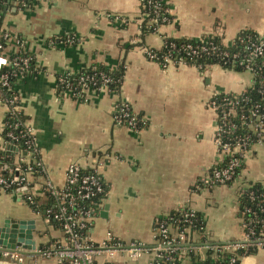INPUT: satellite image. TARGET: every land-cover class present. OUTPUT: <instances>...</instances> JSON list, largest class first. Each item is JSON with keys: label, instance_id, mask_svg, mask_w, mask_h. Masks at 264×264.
I'll return each mask as SVG.
<instances>
[{"label": "crops", "instance_id": "0c3cea01", "mask_svg": "<svg viewBox=\"0 0 264 264\" xmlns=\"http://www.w3.org/2000/svg\"><path fill=\"white\" fill-rule=\"evenodd\" d=\"M165 4L170 18L148 32L143 27L149 20L139 0H31L27 8L15 3L4 8L0 35L7 31L20 36L37 68L14 83L19 108L45 166L43 173L30 176L31 192L42 202L45 181L61 187L70 163L100 164L108 193L89 230L94 241L110 231L121 241L150 243L154 222L181 205L202 217L208 241L241 239L237 190L248 183L264 184L263 140L253 145L235 183L193 188L203 169L218 159L210 98L243 91L251 84V73L217 64L204 69L186 63L163 67L145 56V48L161 49L166 37L215 36L232 45L244 29L264 35V0H167ZM70 37L73 42L67 40ZM10 48L13 44L0 52V64ZM98 64L111 70L123 65L118 92L101 87L85 90L82 98L70 92L57 94V75ZM118 100L144 118L142 127L115 125L111 107ZM6 115L0 92V138ZM24 191L23 187L0 193V213L26 205L46 226L28 215L0 216V225L5 219L33 220V247L61 237L57 227L45 223L43 215L25 202ZM26 230L27 225L24 237ZM29 249L21 250L17 260L0 258V264H59L54 257ZM144 261H131L121 254L98 259L99 264ZM240 264H264V247L242 256Z\"/></svg>", "mask_w": 264, "mask_h": 264}, {"label": "built area", "instance_id": "2783aa9c", "mask_svg": "<svg viewBox=\"0 0 264 264\" xmlns=\"http://www.w3.org/2000/svg\"><path fill=\"white\" fill-rule=\"evenodd\" d=\"M167 0L152 2L148 0V9L143 14L148 18L147 25L158 21L161 3ZM18 8H27L26 0H13ZM141 0H139V4ZM168 12V8L164 7ZM152 15V16H151ZM168 21L167 17L162 18ZM6 45L0 43V52L13 44L10 51H15L24 45L20 36H12L7 31L1 32ZM73 42L72 37L67 39ZM197 40V39H196ZM220 40V39H219ZM202 43L203 39H200ZM220 45L208 42L206 44L181 46L186 55L200 56L201 53H215L219 61L215 64L224 68L245 70L251 73L252 79L249 87L239 92H223L213 95L209 100L210 107L215 111L214 145L218 159L206 166L193 185L195 190H207L216 185H232L241 174L246 158L251 154L252 147L264 140V35L252 37L248 35L238 52H232L221 47H230L219 41ZM242 42V40H241ZM175 45H172L174 47ZM25 47V46H24ZM26 49V48H25ZM16 52V51H15ZM180 51H177L179 53ZM12 55V54H11ZM145 56L165 67L168 64L185 63L179 55L170 52L164 54L161 60L149 48H145ZM3 59L0 68L8 65L11 70L0 73V92L4 104L7 106V115H16L20 112L18 97L14 90L11 77H25L31 62L35 57L18 55ZM213 65V64H212ZM202 69L203 64L195 65ZM210 66V65H208ZM207 66H203L205 68ZM70 72L57 75L56 86L61 85L59 95L70 92L77 98H82L85 90L92 89L89 85L95 84L93 75L79 76L76 84L67 79ZM101 87H107L110 78L101 74ZM91 83V84H90ZM255 90L258 99L253 100L248 92ZM117 92V91H114ZM112 119L115 125L128 126L138 130L145 122L144 118L135 113L128 103L115 101L111 107ZM6 115V116H7ZM14 121L13 126L18 125ZM6 122L4 121V125ZM26 133L22 134L24 149L19 148L17 141L20 136L11 131L6 132L8 141L1 136V143H6L7 151L14 153L12 167L0 162V169L8 172L7 176L0 174V193L19 191L25 188L23 199L32 203L31 175H38L45 171V166L39 157L35 137L26 123ZM100 164L82 167L79 163H70L65 171V180L61 187H56L50 181L42 186L43 196L47 192L53 199V204L44 210V222L56 223L61 237L53 238L45 244L30 248L35 254L42 257H54L59 264H99L102 256L111 259L121 254L131 261L145 259L143 264H191V254L205 257L206 250L211 249L213 259H218L224 251L234 254L228 259L229 264H240L241 256L236 254L237 249H259L264 247V191L254 187V183L239 186L237 190L238 215L243 230L242 238L227 241L224 245L211 244L204 236V222L198 213L187 205L176 208L177 216L169 213L154 222V239L150 243L140 240L121 241L110 231L104 239L94 241L89 236L91 221L98 214L104 203L108 191L105 181L99 173ZM239 197L246 202H240ZM184 223V225H180ZM198 236V237H197ZM199 241L202 242L199 244ZM24 242L16 241L13 248L0 249V258L17 260L20 257ZM1 247V246H0ZM2 248V247H1Z\"/></svg>", "mask_w": 264, "mask_h": 264}, {"label": "trees", "instance_id": "16d2710c", "mask_svg": "<svg viewBox=\"0 0 264 264\" xmlns=\"http://www.w3.org/2000/svg\"><path fill=\"white\" fill-rule=\"evenodd\" d=\"M147 1L148 0H141L140 8H141L143 13L145 11H147V9H148ZM154 1L158 2V0H152V2H154ZM26 2L29 5L31 0H26ZM12 3H14L13 0H0V29H1V25H2L3 14L5 12L4 8L9 7V5ZM164 7H166V4L161 3V8L159 9V17H158V21L156 23H153L151 25H146V27H143L144 29H146L147 32L153 31L157 25L164 23L165 21L162 20L163 17L170 18L169 13L164 11ZM248 35H251L252 37H256L258 34L252 30L244 29L241 32H239V34L236 36L233 44L230 47H226V48L221 47V48L227 49V50L232 51V52H238L241 50V47L244 44V41ZM203 40H204V42L202 43L201 41L196 40V39H192V38L166 37V38H164L163 46L161 47V49H159V50L151 49V50L156 53L159 60H161V57L164 54L170 52L172 55L177 54V55L181 56L184 59L186 64H191V65L203 64V66L215 64L217 61H219V57L215 53H207V54L201 53L200 56L191 57L189 55H186L185 52L183 51V49L181 48V46H185L187 44H190L192 46H198V45L206 44L208 42H212L213 44H217V45L221 46V44L219 42L220 40L218 37L206 36L203 38ZM241 40H242V42H241ZM6 42H8V40L7 39L4 40L2 37V34H1L0 35V43H2L3 45H6ZM172 45H175V46L172 47ZM15 51H10L7 55L8 58H9V56L13 57L16 53L18 55H30L34 58V55L32 53H30L29 51H27L25 49L24 45L20 46L18 49L16 47ZM177 51H180V52L177 53ZM203 66H202V69H204ZM8 70H11V67L8 65H5V66L0 68V73L3 71H8ZM36 71H37V68L35 66V63L31 62L30 68L26 72L25 75L33 74ZM237 71H241V69H239V67H238ZM263 73H264V71H263ZM101 74H104L105 76L110 78V82H108V84H107V87L110 91H117L118 92L120 90L121 82L123 79V65H119L116 69H113V70H111L108 67H106L105 65H101V64L87 66V67L81 68L79 71H77L75 73H68L67 79H69L75 85L76 79L79 76L93 75L96 82H95V84H92L89 86L94 90H98L97 88L100 87L102 84ZM10 80H11V82H16L18 80V78L17 77H11ZM56 90H57V93H59L61 90V85L56 86ZM248 93L250 94V96L252 97L253 100L258 99V94L255 92V90H251ZM14 121L19 122L16 127L13 126ZM5 122H6V124L4 125V128L1 132L3 140L5 142L9 140V138L6 136V132L11 131L14 135L20 136V138L17 141H14V143H17L19 145V148H21L23 150L24 149V143H23V138H21L22 137L21 135L27 132L26 126H25V124L27 122L26 116L24 115V113L22 111L18 112L16 115H13V116H11L9 114L5 117ZM143 124L141 125V127L143 126ZM5 144L6 143L3 144L0 142V162L7 163L9 168H11L13 160H14V153L12 151H7ZM0 174L2 176L3 175L7 176L8 172L6 170L0 169ZM253 185L255 188H258V189H261L264 191V184L254 183ZM105 188L107 190V184L105 185ZM44 197H45V199L42 202H40V198H38V197H33L32 203L26 202L31 207V209H33V211H35L36 213L42 214L43 218L45 216L43 213L44 210L48 206L53 204V199H52V197H50L48 195L47 192L44 193ZM239 199H240L241 203L246 202L245 198L239 197ZM96 216H97V213L95 212L93 214V217H96ZM169 216H175L176 217L177 216L176 211H171L169 213ZM198 216H199L198 217L199 220H200V218L202 219V217L199 214H198ZM92 223H93V221H91V225H92ZM51 225H54L56 227V223L52 222ZM180 225L182 226V225H184V223H181ZM231 241H234V240H231ZM200 243H202V242L199 241V244ZM210 243L211 244H217V245L226 244V242H217V241L216 242L211 241ZM253 252H255V249L245 250L243 248H240V249H237L235 251V253L239 254L241 257L248 255V254H251ZM212 254H213V252L211 249L206 250V256L205 257L204 256L203 257L196 256V255L191 254V258H190L191 264H229L228 259L234 253L224 251L223 253H220L222 257H220L218 259H213ZM167 264H172V263L168 262Z\"/></svg>", "mask_w": 264, "mask_h": 264}, {"label": "water", "instance_id": "95a60500", "mask_svg": "<svg viewBox=\"0 0 264 264\" xmlns=\"http://www.w3.org/2000/svg\"><path fill=\"white\" fill-rule=\"evenodd\" d=\"M6 9V8H5ZM106 208V206H105ZM27 225L26 236L22 232L23 228ZM31 228H33V220H18L11 222L10 219H5L2 225H0V249L13 248L16 242V236L18 231V242H24V248H32L34 244L32 240Z\"/></svg>", "mask_w": 264, "mask_h": 264}, {"label": "rangeland", "instance_id": "374dc122", "mask_svg": "<svg viewBox=\"0 0 264 264\" xmlns=\"http://www.w3.org/2000/svg\"><path fill=\"white\" fill-rule=\"evenodd\" d=\"M18 207H14L13 209L7 210L5 211H1V215L0 216H5V215H9L12 217H15L16 215H23V216H34L31 214L30 210L28 209V207L25 205H17ZM3 209H6L5 207H3ZM34 218L36 219V222H38L39 224H41L43 227H45L46 225L43 223L42 219L39 216H34ZM40 225V227H41Z\"/></svg>", "mask_w": 264, "mask_h": 264}]
</instances>
